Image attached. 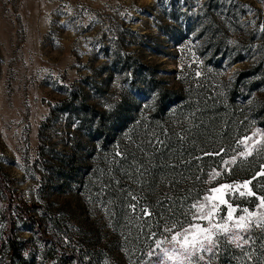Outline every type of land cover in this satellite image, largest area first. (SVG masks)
Instances as JSON below:
<instances>
[{
	"label": "rangeland",
	"instance_id": "374dc122",
	"mask_svg": "<svg viewBox=\"0 0 264 264\" xmlns=\"http://www.w3.org/2000/svg\"><path fill=\"white\" fill-rule=\"evenodd\" d=\"M262 74L264 0H0V177L82 264L97 255L100 264H189L216 237L237 242L264 225V182L255 180L261 194L251 185L264 157L252 178L238 168L264 148ZM192 88L234 95L235 137L198 164L181 213L158 188L155 221L138 183L110 185L105 174L138 146L141 176L158 166L152 155L169 128L181 137L200 124L176 121L167 94L159 113L160 93ZM100 116L116 126L103 142ZM6 205L0 192V239ZM14 232L43 252L30 223L17 220Z\"/></svg>",
	"mask_w": 264,
	"mask_h": 264
},
{
	"label": "trees",
	"instance_id": "16d2710c",
	"mask_svg": "<svg viewBox=\"0 0 264 264\" xmlns=\"http://www.w3.org/2000/svg\"><path fill=\"white\" fill-rule=\"evenodd\" d=\"M246 72L249 73L251 70ZM262 79H264V74H262ZM207 93L205 89L199 88H192L186 92L176 91V93L169 90L162 91L158 100L159 113L163 107L162 97L167 94L172 99H176V121H182L184 116L188 115L195 120L192 122L195 124L200 122V124H197L193 130L182 134L181 137L169 128L164 137L163 148L152 155L158 166L151 168L147 176H141L145 158L144 152L140 150L141 146L128 152L126 159H122L120 164L105 174L108 176L107 182L110 185L122 181L131 185L138 183L141 195L143 194L142 196L146 197L149 202L152 218H155V214L157 215V207L153 205L158 196V188L166 189L174 198L177 197L171 206V213H181L184 206L183 201L194 189L193 177L196 169L200 168L198 164L208 165L215 157L213 154L219 153L235 137L233 130L237 119L229 112L235 104L234 95L230 93L226 99H223L221 96L213 97ZM212 108L216 109L212 111ZM257 111L264 113V104L259 105L256 108ZM249 120V117L244 119L245 122ZM225 121L227 129L219 131L218 126ZM96 128L103 142L111 136L116 126H105L100 116ZM147 152L150 154V151L147 150ZM262 157H264V148L248 157L242 163L243 165L238 167L244 178H252L255 175L261 165L258 159ZM176 166L180 169H176ZM248 168L252 169L251 172L246 170ZM257 179L264 182V175L254 178L251 183L253 190L261 194L262 192L255 188ZM7 190L6 183L0 177V192L7 201L2 213L6 226L0 239V258L3 259L4 264H82L79 251L63 249L56 241L45 237L40 219L28 211V206L14 203ZM253 200L256 198L253 197ZM162 214H168V210L164 208ZM17 220L32 225L37 238L43 242L42 253H39V250L31 253L29 241H20L17 238L14 232ZM155 221H157L156 218ZM148 224L144 225V229L148 227ZM44 242H50L52 246L48 247ZM96 257L92 256L84 264H100V257L98 255ZM189 264H264V225L249 228L237 242L226 235L216 237L211 250Z\"/></svg>",
	"mask_w": 264,
	"mask_h": 264
},
{
	"label": "snow or ice",
	"instance_id": "6c2138e0",
	"mask_svg": "<svg viewBox=\"0 0 264 264\" xmlns=\"http://www.w3.org/2000/svg\"><path fill=\"white\" fill-rule=\"evenodd\" d=\"M261 199H264V198H261ZM241 219H243V217H241ZM240 227H243V225H239ZM175 238V237H174Z\"/></svg>",
	"mask_w": 264,
	"mask_h": 264
}]
</instances>
